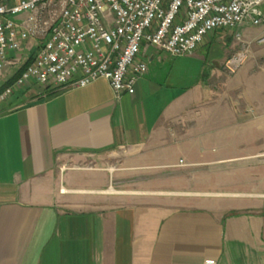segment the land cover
<instances>
[{"label":"crops","instance_id":"obj_1","mask_svg":"<svg viewBox=\"0 0 264 264\" xmlns=\"http://www.w3.org/2000/svg\"><path fill=\"white\" fill-rule=\"evenodd\" d=\"M163 54L132 96L99 80L4 105L0 264H264V71L180 86Z\"/></svg>","mask_w":264,"mask_h":264},{"label":"built area","instance_id":"obj_2","mask_svg":"<svg viewBox=\"0 0 264 264\" xmlns=\"http://www.w3.org/2000/svg\"><path fill=\"white\" fill-rule=\"evenodd\" d=\"M263 23L264 0H0V77L35 47L0 102L28 85L83 89L99 80L117 99L132 96L148 49L192 57L217 32L240 39Z\"/></svg>","mask_w":264,"mask_h":264},{"label":"rangeland","instance_id":"obj_3","mask_svg":"<svg viewBox=\"0 0 264 264\" xmlns=\"http://www.w3.org/2000/svg\"><path fill=\"white\" fill-rule=\"evenodd\" d=\"M263 29L264 23L256 28H244L240 31V39H237L234 33L231 32H217L205 40L204 45L198 52V56L205 57L206 62H203L202 60L195 61L194 59L189 57H177L179 58L177 59L179 63L173 68L171 74L173 76L178 75L180 86H189L192 81L191 78L197 72L201 71L202 74H205L207 71H209L208 66L212 64L213 68L217 72L218 77H220L221 79H225L224 81L226 86L230 89H233V87L236 86V84L238 83L236 78L237 75L245 67L248 68L252 73L264 71V31H262ZM27 46H33L28 56L34 55V45L28 44ZM163 55L169 57L167 54ZM241 55H245L243 61L239 63L236 68H234L231 65V61ZM168 65L169 64H167L161 70V75L163 77H166L165 75L169 73ZM22 67L23 66H20L19 68ZM220 82L222 83V80ZM24 88L22 90H17L15 93L19 91L26 92L24 91ZM12 96L9 97L5 103L0 104V107L2 106V108H0V111L3 110L5 104L9 103L8 101L12 98ZM32 99L33 98L21 99L18 104L30 102V100ZM10 107H12V104L10 105ZM227 114L228 120H230L231 118L229 119V117L233 116V109L229 106L227 107ZM227 126L229 127L230 125L228 124Z\"/></svg>","mask_w":264,"mask_h":264},{"label":"trees","instance_id":"obj_4","mask_svg":"<svg viewBox=\"0 0 264 264\" xmlns=\"http://www.w3.org/2000/svg\"><path fill=\"white\" fill-rule=\"evenodd\" d=\"M26 66V65H25ZM25 66H23L21 69H19L18 71H17V73L12 77V79L8 82V83H6V84H4L1 88H0V94L4 91V89L6 88V87H8V86H10L16 79H17V77H19V75L21 74V72H22V70L24 69V67Z\"/></svg>","mask_w":264,"mask_h":264}]
</instances>
